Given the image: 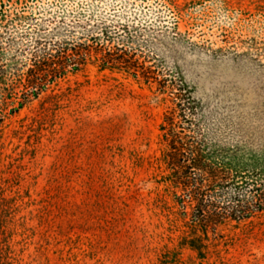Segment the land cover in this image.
Instances as JSON below:
<instances>
[{
  "label": "rangeland",
  "instance_id": "obj_1",
  "mask_svg": "<svg viewBox=\"0 0 264 264\" xmlns=\"http://www.w3.org/2000/svg\"><path fill=\"white\" fill-rule=\"evenodd\" d=\"M66 42L80 69L19 108ZM187 91L223 213L264 181V0H0V264H264V213L185 243L161 125Z\"/></svg>",
  "mask_w": 264,
  "mask_h": 264
},
{
  "label": "trees",
  "instance_id": "obj_2",
  "mask_svg": "<svg viewBox=\"0 0 264 264\" xmlns=\"http://www.w3.org/2000/svg\"><path fill=\"white\" fill-rule=\"evenodd\" d=\"M82 49L90 51L83 43L70 46L68 42L57 47L55 52L52 49L45 50L39 65L29 68L25 78L20 79L19 84L24 87L25 96L19 100V108L30 101L32 96L38 97L51 84L64 78L70 65H73V71H78L82 61ZM132 73L137 79L145 76L144 72L137 69ZM173 101L175 105L167 111L161 125L166 142L167 177L175 187L176 197L180 193L179 203L184 209L185 225L189 229L184 238L185 243L201 253L204 236L210 227L219 226L224 219L240 222L264 213V181L256 187L251 200H238L233 206L226 208L228 211L220 212L219 206L207 200L205 193V187L219 177L218 172L205 164L191 134L183 125V122L189 121L185 117L186 112L193 113L196 110V101L188 91L187 94L174 92ZM261 167L264 169V162ZM195 170L198 173L193 172Z\"/></svg>",
  "mask_w": 264,
  "mask_h": 264
}]
</instances>
